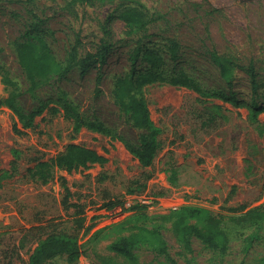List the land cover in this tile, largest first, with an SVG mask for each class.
Instances as JSON below:
<instances>
[{"label":"rangeland","instance_id":"obj_1","mask_svg":"<svg viewBox=\"0 0 264 264\" xmlns=\"http://www.w3.org/2000/svg\"><path fill=\"white\" fill-rule=\"evenodd\" d=\"M129 8L143 13L144 28L131 27L120 17ZM31 24L60 61L72 46L81 57L101 46L108 52L86 74L75 68L32 91L14 45ZM172 41L175 59L167 51ZM142 46L154 47L166 68L192 76L204 90L166 82L143 86L160 142L146 166L125 145H137L145 131L131 125L112 95L115 77L129 72L131 55ZM212 51L233 64L230 86ZM0 64L15 82L25 112L46 103L30 126L0 104V264L9 258L26 264L35 239L52 230L77 234L82 253L72 262L57 255L47 264H126L109 245L137 224L158 227L175 261L143 251L140 264H186L190 255L163 217L185 205L210 210L228 228L245 234L253 230L229 218L264 203V111L255 121L248 116L251 91L245 71L251 65L263 82L264 0H0ZM11 89L0 79V101ZM219 90L241 105L215 97ZM61 92L81 117L101 121L112 134L74 130L73 119L59 103ZM69 143L95 150L106 162L70 171L54 167L51 179H38L35 164L55 157ZM242 204L244 210H229ZM193 256L198 264H264V223L247 248L240 237H232L220 254L194 239Z\"/></svg>","mask_w":264,"mask_h":264},{"label":"trees","instance_id":"obj_2","mask_svg":"<svg viewBox=\"0 0 264 264\" xmlns=\"http://www.w3.org/2000/svg\"><path fill=\"white\" fill-rule=\"evenodd\" d=\"M80 1L91 3L94 0ZM120 17L129 26L137 29H142L147 24L143 13L134 8L123 10ZM14 45L18 64L27 76L32 91L45 84L51 76L55 75L63 78L75 68L79 70L80 75L86 74L98 60L102 61L104 59L109 49L107 46H101L96 52H88L81 57L77 53L76 46H72L67 53V57L60 61L51 52L47 41L40 34L36 24H31V28L25 33L24 37L15 41ZM167 51L170 58L175 59L177 55L176 42L169 43ZM211 57L218 67L221 78L230 86L233 81V64L220 57L216 51L211 52ZM138 61L145 64L143 69L137 68ZM245 71L250 78L251 91L248 116L255 121L258 114L264 111V80L263 82L258 81L257 74L251 65ZM0 79L5 85L12 88L8 96L0 101V104L12 109L24 126H30L33 118L41 112L46 103L41 104L36 110L25 112L18 104L20 93L16 92V84L2 64H0ZM99 82L100 77H97L96 84L98 85ZM153 82H166L171 85L189 88L197 93H204L200 83L192 76L174 68H166L164 58L154 47H138L132 53L130 70L125 75L115 77L112 95L114 102L125 114L131 125L145 131L139 136L137 145L125 143L129 151L144 166L151 163L160 147L157 138L159 129L152 122L143 97V86ZM213 94L215 97L228 101L234 106L241 105L239 100L222 90L215 91ZM58 99L64 113L73 119L74 130L86 127L102 134H112L111 130L101 121H92L81 117L71 102L67 100L65 93L61 92ZM49 109L51 112L56 111L53 106ZM105 162L106 158L95 150L81 144L69 143L55 157L36 163L33 174L45 183L52 178L54 167L70 171L86 168L93 164L102 165ZM244 209L245 205L243 204L237 207H229L232 212ZM163 217L170 220V228L175 239L181 248L190 255L186 260V264H198L193 256L194 239L199 241L202 247L224 254L232 237H240L245 244V248L257 237L259 238V228L264 223V203L229 218L238 227H252L253 230L247 234L237 228H228L225 220L202 207L181 206ZM76 227L80 229L82 224H77ZM87 228H89V225L85 227V231ZM35 243L26 264H47L55 256L62 254L66 255L68 261L72 262L82 253V248L75 233L66 234L59 230H52L44 238L37 237ZM109 248L124 256L128 260L126 264H140L138 258L140 252L143 251L155 254V256H163L168 258L171 263H175L169 255V246L166 239L156 226L137 224L127 235L111 242ZM4 264H15V262L12 258H9Z\"/></svg>","mask_w":264,"mask_h":264}]
</instances>
